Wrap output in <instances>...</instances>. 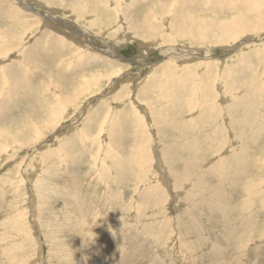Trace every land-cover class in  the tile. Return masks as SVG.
<instances>
[{
    "label": "rangeland",
    "instance_id": "1",
    "mask_svg": "<svg viewBox=\"0 0 264 264\" xmlns=\"http://www.w3.org/2000/svg\"><path fill=\"white\" fill-rule=\"evenodd\" d=\"M247 1L0 0V264H264V0ZM181 15L205 45L162 41ZM206 50L222 66L161 77Z\"/></svg>",
    "mask_w": 264,
    "mask_h": 264
},
{
    "label": "bare ground",
    "instance_id": "2",
    "mask_svg": "<svg viewBox=\"0 0 264 264\" xmlns=\"http://www.w3.org/2000/svg\"><path fill=\"white\" fill-rule=\"evenodd\" d=\"M228 1V0H227ZM175 1H173V3H174ZM192 2V1H191ZM231 2V1H230ZM247 2H249V5H250V7H251V11H253L254 13H256L255 11L259 8V4H257V2H256V0H249V1H247ZM87 3V2H86ZM225 4V3H224ZM16 5V4H15ZM128 5H130V4H128ZM173 7V6H172ZM245 7H247V6H245ZM26 8V7H25ZM183 8V7H182ZM213 8V7H212ZM85 9H87V11H89V9H90V11L89 12H92L95 16H96V13L98 14V10H97V7H90V6H88V7H85ZM84 9V10H85ZM174 9V8H173ZM58 10V9H57ZM127 10V9H126ZM51 11V10H50ZM86 10H85V12H87ZM96 11V12H95ZM171 11V10H170ZM83 12V11H82ZM84 12V13H85ZM65 13V12H64ZM69 13V12H68ZM80 13V12H79ZM79 13H78V15H79ZM169 13H171V12H169ZM67 14V13H66ZM81 14V13H80ZM90 14V13H89ZM165 14V13H164ZM175 15V14H174ZM74 16H77V15H74ZM99 16H100V14H99ZM155 16H157V15H155ZM176 16V15H175ZM236 16V15H235ZM36 17V16H35ZM112 17H113V15H112ZM158 17V16H157ZM164 17V16H163ZM174 17V16H173ZM264 17V16H263ZM10 18V17H9ZM81 18V17H80ZM87 17H85V19H86ZM94 18V17H93ZM101 18V17H100ZM122 18V17H121ZM160 18V17H159ZM158 18V19H159ZM168 18V17H167ZM73 19V18H72ZM77 19H78V17H77ZM123 19V18H122ZM157 19V18H156ZM163 19V18H162ZM260 19V18H259ZM90 20V19H89ZM165 20H167V19H164L163 21H165ZM244 20V19H243ZM80 21V20H79ZM162 21V20H161ZM188 21V22H187ZM197 20H196V18H195V16H189V18L188 19H185L184 18V16H180V17H176V20L175 19H172V22H171V24H170V26L169 27H171L170 28V30H171V32H173L172 34L170 33V35H168V37H163V39H162V41L163 42H168V41H174L173 40V38H177V39H181V40H186L187 42L189 41V40H191V39H195V40H197L198 41V45H205V42L206 41H208V38L206 37V36H202V35H200L199 34V31L201 30V27H200V23L198 22V25L197 26H195V28L194 27H191V26H184L183 24H188V25H193V24H195V22H196ZM228 21V20H227ZM114 22V21H113ZM9 24V23H8ZM102 23L100 22V23H97V25L99 26V25H101ZM124 24V23H123ZM141 24V23H140ZM143 24V23H142ZM165 24V23H164ZM237 24H242L241 22H237ZM236 24V22H235V24L234 25H237ZM81 25V24H80ZM110 25V24H109ZM115 25H116V22H115ZM137 25H139L138 24V22L136 21H133L129 26L130 27H132V26H137ZM233 24H232V26H234ZM79 26V25H78ZM123 26V25H122ZM164 26V25H163ZM106 27V26H105ZM117 27V26H116ZM119 27V26H118ZM127 27V26H126ZM239 27V26H238ZM248 27V26H247ZM100 28V27H99ZM102 28H104V27H102ZM112 28V27H111ZM119 28H121V27H119ZM152 29H155V27L154 26H152L151 27ZM205 29H206V27H204ZM240 29H241V27H239ZM257 28V27H256ZM144 29V32H145V30H147V29H145V28H143ZM168 29V28H167ZM166 29V30H167ZM59 30V29H58ZM109 30V29H108ZM114 30V29H113ZM126 30V29H125ZM219 30H220V33L219 34H217V35H213L212 37H214V39L216 38H218V37H220L222 34H224V35H226L227 37H228V33L229 32H232V31H230V30H227L224 26H220L219 27ZM119 31V30H118ZM127 31V30H126ZM163 31V30H162ZM188 31H189V33H188ZM197 31V32H196ZM89 32V31H88ZM100 32H101V30H100ZM92 33V32H91ZM116 33V32H115ZM120 33V32H119ZM127 33V32H126ZM149 33V37L150 36H152V37H154L155 38V36H157V33L158 32H156V30L155 31H153V32H148ZM163 33V32H162ZM82 34V33H81ZM101 34V33H100ZM105 34V33H104ZM122 34H123V32H122ZM256 34V33H255ZM135 35H139L140 36V33L139 32H136L135 33ZM160 35V34H159ZM187 35V36H186ZM188 35H191V37H190V39H189V37H188ZM264 35V34H263ZM130 36V35H129ZM147 36H148V34H147ZM163 35H161V37H162ZM170 36H171V38L172 39H170ZM240 36H242V35H240ZM250 36V35H249ZM106 37V36H105ZM110 37H111V35H110ZM135 37V36H134ZM151 37V38H152ZM47 38V37H46ZM136 38V37H135ZM188 38V39H187ZM236 38V37H235ZM234 38V39H235ZM70 39V38H69ZM72 39V38H71ZM109 39V38H108ZM129 39V38H128ZM137 39V38H136ZM158 39H160V38H158ZM253 39V38H252ZM251 38H248V39H246L245 40V42H249V41H251L252 40ZM134 40V39H133ZM154 40V39H153ZM76 41V40H75ZM105 41V40H104ZM110 41V40H109ZM113 41V40H112ZM139 41H143L142 39H139ZM145 41V40H144ZM147 41H148V38H147ZM225 41V37H221V38H219L218 39V42H224ZM232 42V40H228V41H225V43H227V42ZM70 42V41H69ZM108 42V41H107ZM150 42V41H149ZM71 43V42H70ZM147 43V42H146ZM156 43V42H155ZM250 43V42H249ZM57 46H59L57 43H55ZM68 44V43H67ZM111 44V43H110ZM141 44V43H140ZM180 44V43H179ZM214 44V43H213ZM234 44V43H233ZM232 44V45H233ZM246 44V43H245ZM142 45H143V43H142ZM145 45V44H144ZM147 45H148V43H147ZM186 45H188V44H186ZM223 45V44H222ZM256 45V44H255ZM62 46H64V45H62ZM71 46V45H70ZM153 46V45H152ZM160 46V45H159ZM164 46V45H163ZM162 46V47H163ZM180 46V45H179ZM215 46V45H214ZM247 46V45H246ZM245 46V47H246ZM261 46H262V44H261ZM52 47V46H51ZM93 47V46H92ZM202 47V46H201ZM236 47V46H235ZM69 48V47H68ZM72 48H73V46H72ZM188 48H191V47H188ZM260 48V47H259ZM94 49V48H93ZM196 49H198V48H196ZM225 49V48H224ZM77 50V49H76ZM88 50H89V48H88ZM87 50V51H88ZM189 50V52H190V49H188ZM194 50H195V47H194ZM237 50V49H236ZM240 50V49H239ZM80 51V50H79ZM85 51V50H84ZM191 51H193V50H191ZM212 51V50H211ZM78 52V51H77ZM82 52H83V50H82ZM93 52V51H92ZM111 52H112V50H111ZM188 52V53H189ZM236 52V51H235ZM238 52V51H237ZM86 53H88V52H86ZM95 53V52H94ZM94 53H90V54H88V55H86V54H82L81 56H85V57H87L88 56V58H92L91 59V61H93L94 62V60H96L95 58H98V56L97 55H95ZM172 53V52H171ZM192 53V52H191ZM196 53V52H195ZM195 53H193V54H195ZM206 53H208V54H206ZM14 54V53H13ZM190 54V53H189ZM199 54V53H198ZM108 55V54H107ZM117 55V54H116ZM179 55V54H178ZM191 55V54H190ZM189 55V56H190ZM196 55V54H195ZM15 56V55H14ZM167 56V55H166ZM93 57H95V58H93ZM180 57V56H179ZM197 57H198V55H197ZM84 58V57H83ZM115 58H117V59H119V56H116ZM170 58V57H169ZM202 58L203 59H200L199 58V60H197V61H192V63L194 64V66H192V67H190V65H185V66H187V67H185L184 69H180V70H174V68H176V65H175V63H176V60L174 61V60H172L173 58H170L169 60V63L167 64V63H165L164 65H161V71H160V75H161V77H163V78H166V79H183V78H181V77H186V78H190V77H197L199 74L201 75V73H202V70H203V74L205 73V72H207V69H210V70H212V68H213V64H219L218 62H219V60L214 56V55H212V53L210 54L209 53V50H206L205 51V54L202 56ZM213 58H216L217 60H214ZM235 58V57H234ZM77 59V58H76ZM184 59V58H183ZM189 59H191V58H189ZM188 59V60H189ZM196 59V58H195ZM219 59H221V58H219ZM225 59V58H224ZM89 59H87V58H85V59H83L81 62H79V64L80 65H83V66H87V64H89V61H88ZM120 60V59H119ZM193 60V59H192ZM36 61V60H35ZM191 61V60H190ZM235 61H236V59H235ZM186 62V61H185ZM221 62V61H220ZM144 63V62H143ZM224 63V62H223ZM78 64V65H79ZM93 64H95V62L93 63ZM167 64V65H166ZM177 64V63H176ZM183 64H184V62H183ZM189 64V63H188ZM90 65H92V64H90ZM220 66H222V63L221 64H219ZM160 66V65H159ZM165 66V67H164ZM76 67H78L77 65H76ZM182 67V66H181ZM79 68V67H78ZM81 69H82V66L80 67ZM111 68H113V66L111 67ZM120 68H117V69H115V70H113L112 72H111V74L110 75H116L119 71ZM197 70L199 71H201L200 73H197ZM219 70H220V68H218V70L216 71V72H219ZM83 71V70H82ZM221 71V70H220ZM98 72V71H97ZM96 72V73H97ZM85 73V72H84ZM87 73V72H86ZM106 73V72H105ZM99 74V73H98ZM104 74V73H103ZM202 74V75H203ZM80 75H81V73H80ZM83 75V74H82ZM200 75H199V77H200ZM201 75V76H202ZM207 75V74H206ZM206 75L204 76V77H206ZM88 76V75H87ZM93 76V75H92ZM95 76V75H94ZM100 76H102V75H100ZM136 76V75H135ZM215 76V75H214ZM81 77V76H80ZM219 77V76H218ZM89 78V77H88ZM106 78V77H105ZM188 78V79H189ZM191 78V79H192ZM17 79V78H16ZM107 79H108V76H107ZM209 79V78H208ZM55 80V79H54ZM93 80V79H92ZM111 80V79H110ZM87 80H85V82H86ZM102 81V80H101ZM107 81V80H106ZM105 81V82H106ZM189 81V80H188ZM219 81V80H218ZM96 82V81H95ZM56 83V82H55ZM78 83V82H77ZM108 83V82H107ZM17 84V83H16ZM85 84H87L88 86H89V84L90 85H93V82H91V81H89V83L88 82H86V83H84V81H82V83H81V85H80V87L78 88V89H76L75 91H76V93H74V94H71V96L72 97H78V95L80 94V93H83L85 90H86V85ZM105 84V83H104ZM139 84V83H138ZM161 84H163V83H161ZM96 85V84H95ZM205 85V84H204ZM222 85V84H221ZM52 86V85H51ZM57 86V85H56ZM70 86V85H69ZM72 86V85H71ZM70 86V87H71ZM77 86H78V84H77ZM217 86V85H216ZM58 87V86H57ZM60 87V86H59ZM98 87V86H97ZM101 87V86H100ZM110 87V86H109ZM183 87V86H182ZM205 87H206V85H205ZM222 87V86H221ZM61 88H63V87H61ZM97 89V88H96ZM99 89V88H98ZM68 90V89H67ZM95 90V89H94ZM56 91V90H55ZM59 91V90H58ZM71 91V90H70ZM90 91V90H89ZM129 91V90H128ZM92 92V91H91ZM130 92V91H129ZM58 93V92H57ZM89 93V92H88ZM131 93V92H130ZM136 93V92H135ZM87 94V93H86ZM113 94V93H112ZM24 96V95H23ZM83 96V95H82ZM85 96V95H84ZM198 96V95H197ZM16 97V96H15ZM67 97H70V96H67ZM67 97H65L64 99H57V101H55L54 103H55V105H58L59 106V108L60 109H64L65 108V106H66V104L64 105V103H66V102H68V98ZM81 97V96H80ZM99 97V96H98ZM58 98V97H57ZM71 98V97H70ZM85 98V97H84ZM96 98V97H95ZM229 99V98H228ZM84 102V101H83ZM113 102V101H112ZM88 104V103H87ZM140 104V103H139ZM57 108V107H56ZM55 108V109H56ZM58 109V108H57ZM77 109V108H76ZM55 111V110H54ZM54 111H52L51 113L52 114H54L55 112ZM58 111V110H57ZM62 111V110H61ZM60 111V112H61ZM73 111V110H72ZM74 113V112H73ZM192 115V114H191ZM55 116V115H54ZM62 117V116H61ZM77 117V116H76ZM188 117V116H187ZM214 117V116H213ZM57 118H59V117H57ZM61 119H63V118H61ZM51 121V120H50ZM22 122V121H21ZM110 122V121H109ZM151 122V121H150ZM6 123V122H5ZM149 124V123H148ZM104 125V124H103ZM34 126H36V125H34ZM34 126H33V128H34ZM45 126V125H44ZM54 126V125H53ZM113 126V125H112ZM150 126V125H149ZM49 127V126H48ZM36 128V127H35ZM52 128V127H51ZM39 129H41V128H39ZM45 129V128H44ZM32 130H34V129H32ZM38 131V130H37ZM2 132V131H1ZM39 132V131H38ZM37 132V133H38ZM41 133H43V132H41ZM38 135V134H37ZM99 135V134H98ZM11 137V136H10ZM30 137V136H29ZM93 137V136H92ZM14 138H16V136H14ZM45 138V137H44ZM33 139V138H32ZM188 139V138H187ZM12 142V141H11ZM16 142V141H15ZM26 142V141H25ZM240 142V141H239ZM13 143H14V141H13ZM35 143V142H34ZM38 143V142H37ZM40 143V142H39ZM38 143V144H39ZM9 144V143H8ZM37 144V145H38ZM40 145V144H39ZM192 146V145H191ZM190 146V147H191ZM7 147V146H6ZM5 149H7V148H5ZM4 149V150H5ZM202 149V148H201ZM1 151H3V148H1L0 149ZM188 150V149H187ZM202 155V154H201ZM226 158V157H225ZM215 168V167H214ZM206 178V177H205ZM197 183V182H196ZM189 184V183H188ZM247 185V184H246ZM210 187V186H209ZM244 191V190H243ZM217 204V203H216ZM209 207V206H208ZM248 209V208H247ZM58 210V209H57ZM205 213V212H204ZM30 215V214H29ZM28 216V215H27ZM206 216V215H205ZM220 216V215H219ZM39 223V222H38ZM228 230V229H227ZM39 231V230H38ZM243 232V231H242ZM261 234V233H260ZM30 235V234H29ZM250 235V234H249ZM19 237V236H18ZM262 237V236H261ZM241 238V237H240ZM247 238V237H246ZM242 246V245H241ZM81 260H79V262H80Z\"/></svg>",
    "mask_w": 264,
    "mask_h": 264
}]
</instances>
